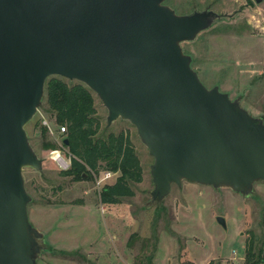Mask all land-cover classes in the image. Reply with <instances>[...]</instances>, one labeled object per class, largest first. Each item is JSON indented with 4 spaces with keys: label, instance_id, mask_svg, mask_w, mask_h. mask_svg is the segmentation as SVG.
<instances>
[{
    "label": "water",
    "instance_id": "1",
    "mask_svg": "<svg viewBox=\"0 0 264 264\" xmlns=\"http://www.w3.org/2000/svg\"><path fill=\"white\" fill-rule=\"evenodd\" d=\"M161 2L0 0V264H36L45 249L28 222L21 172L40 168L23 127L49 76L96 93L108 125L120 117L136 127L154 160L150 207L172 183L246 192L264 180V124L205 89L179 46L219 15L179 17Z\"/></svg>",
    "mask_w": 264,
    "mask_h": 264
},
{
    "label": "rangeland",
    "instance_id": "2",
    "mask_svg": "<svg viewBox=\"0 0 264 264\" xmlns=\"http://www.w3.org/2000/svg\"><path fill=\"white\" fill-rule=\"evenodd\" d=\"M160 5L179 17L204 11L219 15L194 40L181 42V52L190 58V68L205 89L217 88L264 124V0H162ZM53 77L45 81L41 101L23 127L40 164L39 169L24 166L21 172L29 225L45 235L37 240L45 249L36 264H123L122 258L112 261L109 255L121 253L124 243L128 249L121 255L129 264H245L248 242L253 241L255 251L264 249L263 179L246 192L191 181L172 183L162 202L150 207L154 160L136 127L120 117L108 125L109 112L96 93L59 77L92 93L100 128L93 142L107 145L109 136L128 133L142 169V182L126 179L135 196L121 198L118 205L101 204L99 198L105 186L125 178L120 169L110 170L102 161L97 171L83 177L65 176L49 155L59 150L65 160L72 157L67 147L59 146L58 124L47 108L45 88ZM105 172L111 178L104 181ZM218 217L224 219V228ZM111 230L121 243L112 241Z\"/></svg>",
    "mask_w": 264,
    "mask_h": 264
},
{
    "label": "trees",
    "instance_id": "3",
    "mask_svg": "<svg viewBox=\"0 0 264 264\" xmlns=\"http://www.w3.org/2000/svg\"><path fill=\"white\" fill-rule=\"evenodd\" d=\"M262 71L264 76V65ZM45 93L47 108L54 114L55 122L58 127L64 126L67 130L66 147L72 157L70 168L64 175L75 179L83 177L84 173L97 171L104 161L108 169H120L125 178L105 186L100 194V203L117 205L121 198L134 197L126 179L129 178L135 184L142 182V169L129 134L120 132L116 137L109 136L107 145L93 142V137L100 130L99 122L95 117L92 93L83 85L68 84L59 77H53L47 81ZM247 244L245 264H264V249L255 251L252 240Z\"/></svg>",
    "mask_w": 264,
    "mask_h": 264
},
{
    "label": "built area",
    "instance_id": "4",
    "mask_svg": "<svg viewBox=\"0 0 264 264\" xmlns=\"http://www.w3.org/2000/svg\"><path fill=\"white\" fill-rule=\"evenodd\" d=\"M44 127L46 129H48V131L52 135H54V132L50 128L49 124L47 125V123H44ZM66 131L67 130L65 129L64 126H59L58 127V136L60 138L57 139V142L59 143V146H64L63 145V141L65 139ZM49 155H50V159L54 163H56L62 170L67 171L70 168V165H71L70 158H69V160H65V158L63 157L61 151H59V150H52ZM110 178H111V173L110 172H105L102 179H104V181H105V180H109ZM103 211H104V207L101 208V213H103Z\"/></svg>",
    "mask_w": 264,
    "mask_h": 264
},
{
    "label": "crops",
    "instance_id": "5",
    "mask_svg": "<svg viewBox=\"0 0 264 264\" xmlns=\"http://www.w3.org/2000/svg\"><path fill=\"white\" fill-rule=\"evenodd\" d=\"M247 10V9H246ZM118 205V204H117ZM61 206V205H60ZM64 206H66V205H64ZM64 206H61V207H64ZM113 232H115V233H117L116 232V230H111V239H113L112 241L115 243V244H117V243H121V242H116L117 241V239H118V237L117 236H114L113 235ZM45 236V235H44ZM44 236H43V239H44ZM126 243H124V246H122L121 245V248H123V249H121L120 251H121V253L120 252H117L116 254H114V255H112L111 254V252H110V255L109 256H112L111 257V260H112V258L114 259V258H122V260H123V264H129V262H128V260H125L123 257H122V255L121 254H125L126 253V251H127V247H126V245H125ZM115 256V257H114ZM97 257V256H96ZM98 258V257H97ZM97 258H94L95 260H97ZM113 261V260H112ZM109 261H104V262H102V264H117L115 261H113L112 263H108ZM97 263V262H96ZM98 264V263H97Z\"/></svg>",
    "mask_w": 264,
    "mask_h": 264
}]
</instances>
